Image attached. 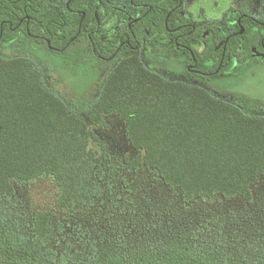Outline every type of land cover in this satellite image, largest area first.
Masks as SVG:
<instances>
[{
	"label": "trees",
	"instance_id": "16d2710c",
	"mask_svg": "<svg viewBox=\"0 0 264 264\" xmlns=\"http://www.w3.org/2000/svg\"><path fill=\"white\" fill-rule=\"evenodd\" d=\"M107 7L95 0H0V264H264V244L236 245L222 229L202 238L183 227L129 245L115 235L78 240L65 217L37 211L23 225L26 210L4 207L16 184L47 177L59 189L55 205L62 215L93 209L102 198L101 167L109 150L94 129L111 114L124 124L137 154L124 169L154 172L186 204L252 200L264 175V111L199 83L164 77L140 51L115 46V36L109 52L94 36V52L87 32L113 21ZM205 25L189 44L200 67L211 56L209 49L199 51ZM240 40L232 52L248 60L249 44L237 52ZM20 47L93 63L104 78L85 114L46 85L35 60L2 55Z\"/></svg>",
	"mask_w": 264,
	"mask_h": 264
},
{
	"label": "rangeland",
	"instance_id": "374dc122",
	"mask_svg": "<svg viewBox=\"0 0 264 264\" xmlns=\"http://www.w3.org/2000/svg\"><path fill=\"white\" fill-rule=\"evenodd\" d=\"M186 11L196 21L213 22L220 19L230 7L251 5L256 12L260 0H184ZM6 58L29 56L41 67L46 85L85 114V108L96 96L103 74L87 58L63 61L43 49L23 47L3 50ZM163 56L160 62L148 56L145 63L158 62L162 72L180 73L184 60ZM212 92L226 96L242 107L254 112L264 111V63L257 62L243 68L234 78H219L207 82ZM96 134L108 145V157L102 171V198L86 212L62 215L55 205L59 189L50 178L16 184V193L5 200L4 207L26 210L21 223L25 225L34 212H52L57 219L64 218L73 239H97L118 236L125 243L153 241L166 237L170 231L189 228L202 238L214 228L236 245L264 244V175L253 186L252 200L235 198L214 199L184 203L180 194L164 186L154 172L126 170L122 164L134 159L136 152L126 136L125 126L115 114L106 115ZM8 211V210H7ZM10 211V210H9ZM14 211V210H13Z\"/></svg>",
	"mask_w": 264,
	"mask_h": 264
},
{
	"label": "flooded vegetation",
	"instance_id": "af4514ba",
	"mask_svg": "<svg viewBox=\"0 0 264 264\" xmlns=\"http://www.w3.org/2000/svg\"><path fill=\"white\" fill-rule=\"evenodd\" d=\"M95 1L98 7L109 5L107 10L111 11L114 19L105 26L100 23L96 29L87 32L91 46L94 47L97 43L102 50L112 51L109 39L115 36L118 42L115 46L119 49L131 48L140 51L144 63L148 56L156 58L158 62L164 55L166 58L173 55L178 60H184V65H180V73L176 75H172L170 71L162 72L156 61L147 64L168 79L199 83L206 87L209 81L234 78L241 69L251 67L257 62L264 63V0H260L261 8L256 12L250 4L245 7H230L220 19L208 23L196 21L186 11L184 0H176L177 6H173L175 0H159V3H152L151 0ZM147 20L149 26H146ZM204 23L206 30L201 38L199 51L209 49L211 56L207 57L200 67L199 60L189 44L194 43L193 37L198 26ZM99 35L101 43H95L93 37ZM237 37L241 38L237 52L243 50L244 42L249 44L248 60H241L232 52ZM93 49L96 52V48ZM188 54H191V58ZM216 94L219 95L217 92ZM219 96L227 99L226 96Z\"/></svg>",
	"mask_w": 264,
	"mask_h": 264
}]
</instances>
